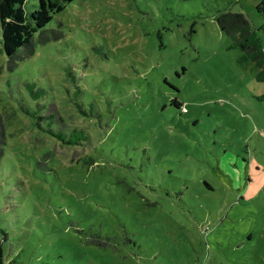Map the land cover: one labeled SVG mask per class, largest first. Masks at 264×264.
<instances>
[{
	"label": "rangeland",
	"instance_id": "1",
	"mask_svg": "<svg viewBox=\"0 0 264 264\" xmlns=\"http://www.w3.org/2000/svg\"><path fill=\"white\" fill-rule=\"evenodd\" d=\"M258 1L71 0L11 69L0 35V264H264V80L215 19L242 12L264 52Z\"/></svg>",
	"mask_w": 264,
	"mask_h": 264
},
{
	"label": "trees",
	"instance_id": "2",
	"mask_svg": "<svg viewBox=\"0 0 264 264\" xmlns=\"http://www.w3.org/2000/svg\"><path fill=\"white\" fill-rule=\"evenodd\" d=\"M28 1L29 0H0V35L8 69L14 67L19 60L33 53V35L35 32H39V41H47L61 37L62 33L59 29L45 28V25L50 21L54 13L63 9L71 0H37L36 3ZM256 9L261 13L264 19V0L258 1ZM215 19L220 30L233 39L231 46L239 47L243 52L244 58H250L255 61L257 66H260L261 70L258 72V77L264 80V52L246 16L240 11L226 10L217 15ZM65 73L74 79V76L68 70H66ZM23 84V88L30 94L33 100L38 103V107L46 104L45 102L40 105L38 100H45L50 95L49 89L47 90L46 87L36 84L35 81L25 80ZM73 95H77V89H73ZM15 98H17V96ZM258 98L264 101V93L259 95ZM19 100L23 99L19 98ZM73 102L78 106L75 100ZM178 104L179 103L176 101L175 105L178 106ZM21 109L26 114L37 116L42 122V124L39 121L36 122L39 128H42L51 136L66 144L75 145L80 142H87L88 140L83 129H73L67 132L62 130L59 125L62 119L56 118L52 111L45 115H37V111L23 105H21ZM3 142V131L0 130V143ZM3 148L6 150L9 149L10 151L14 150L10 149L9 144H7L6 147L0 146V156H5L4 152H2ZM11 155L12 158L21 160L23 164L26 162L22 155L16 156L12 153ZM29 158L30 157H27V159ZM30 160L32 162L31 158ZM6 236V232L0 226V262L2 257L1 245L2 242L6 240ZM91 242L100 245H105L107 243V241L100 239L99 236L98 238L93 237Z\"/></svg>",
	"mask_w": 264,
	"mask_h": 264
}]
</instances>
